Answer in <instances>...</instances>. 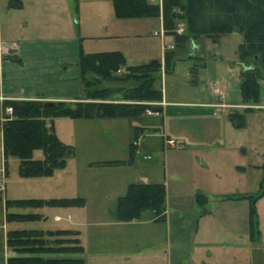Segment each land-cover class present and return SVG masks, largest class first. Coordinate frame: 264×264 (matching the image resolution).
<instances>
[{"label": "crops", "instance_id": "0c3cea01", "mask_svg": "<svg viewBox=\"0 0 264 264\" xmlns=\"http://www.w3.org/2000/svg\"><path fill=\"white\" fill-rule=\"evenodd\" d=\"M87 1L96 8L102 9L103 4L107 5L106 2L109 0ZM148 1L159 5L162 2V0ZM78 2L81 3V0H77V2L74 0H22L21 8H8V0H0L1 119L4 115L3 102L6 100L65 101L73 103L83 97L80 96V88L83 93V86L78 65L80 51H83L82 48L77 54L75 63L78 66V72L77 75H73V83L64 84L60 88H53L52 79L46 80L44 76L46 74L52 76L55 67L51 61L47 60V54L44 52L47 45L51 47L52 42H60L65 38L61 39L62 34L49 36L41 33L38 35L30 27L40 25L38 29L41 31L45 27L58 25L59 21L70 24L78 10ZM119 19L128 20L126 21L128 23L123 25L124 30L122 31L126 33L136 31L135 35L137 36L141 33L137 28L141 27L143 23L149 22V19ZM153 19L158 21L163 30L161 16ZM132 27L135 28L132 29ZM44 33H46V29ZM112 33L114 32L106 29L105 34H101V36L112 38L115 35ZM126 64L136 65L128 62ZM164 68L160 64L162 73L165 71ZM162 73H159V77L162 76ZM77 79H79L80 85H77ZM159 88L162 92L161 100L154 101L150 105L160 106L161 110L158 112L153 111V113H148V110H146L144 114L149 115L151 119L144 123L136 121L143 114L137 118H131L135 121L134 138L136 139L134 141H136V145L133 144L134 141L129 142L128 157L126 159L107 160H127L132 144L134 156L131 162L108 166H128L135 171V166L138 163L136 159L144 153L143 150L148 149L142 146L145 140L140 142L139 133L144 135L146 132H150V129H154L149 135L157 138L159 150L153 151L155 160L152 162V168L141 169L140 174H137L140 180L127 182L125 189L130 183H163L166 192L165 210L161 219L154 211L150 210V215L144 218L141 217V214L138 219L118 221L111 214V219L108 222H101L100 224L103 226L123 228L127 231L132 228L133 232L140 228L149 230L151 243L142 248L140 252L134 253L133 249L126 250V248H123L121 249L122 252L120 250L117 254L126 258L128 255L153 253L156 254L155 257L150 259L147 264H160L157 255L159 256L160 250L166 248L164 251L168 253L167 264H264V233L258 228V223L264 215V195L259 196L262 178L260 166L264 163H250L246 167L244 158L247 153L240 136L241 129L235 126L229 116V113L234 110L228 109L227 111V109L214 107L213 104L218 100L207 101L205 98L170 100L167 98L166 83L163 89ZM211 94L214 96L212 91ZM53 120L54 118L52 123ZM165 137L173 139L176 146L166 148L164 145ZM160 142L161 149L164 152L163 161H165V166L169 156L167 150L176 148L173 152L177 154L170 156L172 168L176 172L172 175L174 182L172 187L169 181L162 182L154 173L155 167L159 164ZM36 153H34V156L39 157ZM150 159V155H142L141 157V160ZM184 167L189 169L187 174L183 170ZM250 168L257 170L256 173H251ZM188 179L190 188L186 190ZM175 185H179V187ZM124 193L117 194L115 202ZM199 195L206 197V202H199L197 200ZM73 197L85 198L83 196L59 198ZM24 198L34 197L14 199ZM171 201L173 204H171ZM251 207L254 208L252 216H250ZM13 209L14 212H34L41 216L37 220L25 221L30 225L27 228L42 230L72 229L61 227L53 229L46 226L45 221L47 218L44 217L42 207L26 209L13 207ZM58 220H60L59 216H55V221ZM14 228H21V226ZM120 229L117 230L122 232ZM12 254V251H10L7 258ZM82 258L84 261V247ZM128 262V259L124 260V263Z\"/></svg>", "mask_w": 264, "mask_h": 264}, {"label": "rangeland", "instance_id": "374dc122", "mask_svg": "<svg viewBox=\"0 0 264 264\" xmlns=\"http://www.w3.org/2000/svg\"><path fill=\"white\" fill-rule=\"evenodd\" d=\"M106 4H103L102 9H98L87 0H81V3H77L78 10L70 24L59 21L58 25L54 23L55 25L45 27L41 31L38 29L40 25L30 26L38 35L41 33L49 36L62 34L61 39L65 38L60 42H52L51 47L47 45L44 52L47 54V60L51 61L55 67L52 76L51 74L44 76L46 80L52 79L53 88L73 83V75H77L78 72L75 62L81 48L84 52L119 50L126 62L130 64L158 60L164 68V55L167 51L165 45L172 44L173 47L170 48L174 52L172 67L163 73L159 69L155 84L156 87L163 89L166 83L168 99L205 98L207 101H216L210 90L218 86L225 90V97L222 100L226 103L246 104L242 100L240 91L242 65L237 55V47L242 42L240 33H221L215 38L200 35L196 39H189L185 45H176L175 38L164 34L161 25L153 18H138L139 20L149 19V22L137 28L141 31L139 36L135 35L136 31L130 32L131 34L122 31L123 25L128 23L126 22L128 20L115 17L111 0ZM181 23L184 22L178 20L177 26ZM45 29L46 33H44ZM106 29L114 32L112 34L116 36L103 38L101 34H105ZM194 66H196L195 71ZM159 73H162V76L159 77ZM77 83L80 85L79 79ZM259 84L260 98L258 103L253 104L258 108H237L244 114L240 136L247 153L244 158L246 167L250 163H264V109L262 107L264 106V77ZM80 96H84L81 88ZM153 102L147 103L153 104ZM251 104L247 103V105ZM149 119H151L149 115L143 114L136 121L144 123ZM134 122L127 117L93 119L54 117L55 132L62 141L74 147V156L66 160L63 168L56 169L50 175L37 177L22 176L19 172V160L12 156L4 158L0 129V179L5 185V193L0 196V264H7V255L11 251L6 244L7 230L16 226L21 228L30 226L25 222L9 221L6 217V212L14 209L6 207L5 200L22 197L44 198L45 201L64 196L85 197L82 205H57L45 202L41 205L44 217L47 218L46 226L53 229L72 228L78 231L84 247V264H147L155 257L156 254L153 253L128 255L126 258L117 254L123 248L133 249L134 253H138L150 244L152 239L147 228H140L133 232L132 228L127 231L123 228L100 224L111 219L115 198L117 194L125 192L127 182L140 180L137 174H140L141 169L152 168V162L155 160L153 151L159 150L157 138L149 135L154 129H150V132L144 135L139 133V137L140 142L145 140L142 146L148 148L146 151L143 150L142 155H150L151 159L141 160L142 155L138 157L135 171L128 166L110 167L99 164L102 160L128 157V144L136 139L134 138ZM174 149L176 148L167 150L169 156L165 166L164 152L160 142L159 164L154 172L162 182L169 181L171 187L174 183L172 175L176 173L170 160L172 154H177L173 152ZM36 154L41 156L40 152ZM183 170L187 174L189 169L184 167ZM249 171L256 173L257 170L250 168ZM188 183L189 179L186 190L190 188ZM175 186L179 187V185ZM171 204H173L172 201ZM150 213V210H144L141 217L149 216ZM55 216H59L60 220L55 221ZM258 228L264 233V215L258 223ZM248 236L250 237L249 231ZM164 250H160L159 256L157 255L160 264H167L168 261V253ZM127 259L129 262L124 263Z\"/></svg>", "mask_w": 264, "mask_h": 264}, {"label": "trees", "instance_id": "16d2710c", "mask_svg": "<svg viewBox=\"0 0 264 264\" xmlns=\"http://www.w3.org/2000/svg\"><path fill=\"white\" fill-rule=\"evenodd\" d=\"M77 2V0H74ZM117 18L161 16L163 31L175 38L176 45H185L200 35L218 37L221 33L238 32L242 42L237 47L240 73V91L244 103H258L260 81L264 77V0H162L161 5L148 0H111ZM8 8H21L22 0H8ZM185 25V33L176 31L177 21ZM172 49L165 51V71L172 67ZM78 65L84 96L76 102H56L45 107L40 100H6L1 126L4 158L19 160L22 176H46L63 168L74 156V147L57 136L52 119L66 116L72 119L129 117L137 118L153 105L149 101L162 98L156 87L160 62L128 65L122 52L80 51ZM195 67L193 70L195 71ZM86 100V101H84ZM112 100H120L118 102ZM249 109V108H246ZM236 127L244 124V114L237 110L229 113ZM137 136V135H136ZM135 136V137H136ZM127 160L101 161L100 165H121L131 162L132 144ZM40 152L41 156H34ZM260 181V195H264V164ZM163 183H130L125 193L115 202L112 216L118 221L138 219L144 210H152L162 218L165 210ZM252 197V196H251ZM253 198V197H252ZM199 202H206L203 195ZM6 207L38 208L47 204L82 205L84 198L6 199ZM250 216L254 208L250 209ZM7 220L18 222L40 218L34 212H6ZM6 244L12 251L7 264H84L83 246L78 232L73 229L42 230L14 228L6 233Z\"/></svg>", "mask_w": 264, "mask_h": 264}, {"label": "built area", "instance_id": "2783aa9c", "mask_svg": "<svg viewBox=\"0 0 264 264\" xmlns=\"http://www.w3.org/2000/svg\"><path fill=\"white\" fill-rule=\"evenodd\" d=\"M185 30V25L184 23H181L177 26L176 31L177 33H183ZM164 32V31H163ZM158 34H160V32H158ZM173 45L172 44H166L165 48L168 50L170 48H172ZM212 93L214 94V96L216 97V99L218 100L215 104H213L214 107L218 108V109H237V108H249V109H253V108H258L257 105H247V104H231V103H226L225 101H223L222 99L225 97V90L221 87L218 86H214L211 88ZM264 109V106H262ZM12 108L10 106H7L4 109L5 113H11ZM148 113H153L152 109H148ZM4 120V115H3V119L0 120V127L2 126V122ZM134 145H136V141H134L133 143ZM164 145L166 148L168 147H175L176 146V142L173 139L164 138ZM5 185L2 179H0V196H2L5 192Z\"/></svg>", "mask_w": 264, "mask_h": 264}, {"label": "water", "instance_id": "95a60500", "mask_svg": "<svg viewBox=\"0 0 264 264\" xmlns=\"http://www.w3.org/2000/svg\"><path fill=\"white\" fill-rule=\"evenodd\" d=\"M157 62H158V60H151L150 61V63H157ZM55 104H56V102H54V101H45L44 102V106L45 107H54ZM160 110H161V107L160 106H153L152 107V111H154V112H158Z\"/></svg>", "mask_w": 264, "mask_h": 264}]
</instances>
